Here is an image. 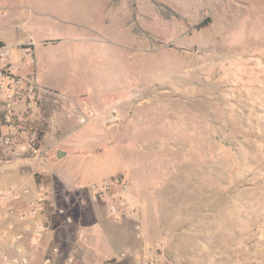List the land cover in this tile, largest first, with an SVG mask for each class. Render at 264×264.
Returning a JSON list of instances; mask_svg holds the SVG:
<instances>
[{
	"label": "rangeland",
	"instance_id": "1",
	"mask_svg": "<svg viewBox=\"0 0 264 264\" xmlns=\"http://www.w3.org/2000/svg\"><path fill=\"white\" fill-rule=\"evenodd\" d=\"M0 3L9 6L0 13V190L30 182L44 195L57 239L40 261L102 264L95 253L77 257L92 215L117 228L106 221L111 204L90 189L104 179L83 180L98 162L126 169L143 203L144 241L112 250L114 264H141L144 244L160 264H264V0ZM17 65L58 93H26L33 79L18 78ZM10 90L21 102L7 122ZM76 106H116L120 122L80 126Z\"/></svg>",
	"mask_w": 264,
	"mask_h": 264
},
{
	"label": "crops",
	"instance_id": "2",
	"mask_svg": "<svg viewBox=\"0 0 264 264\" xmlns=\"http://www.w3.org/2000/svg\"><path fill=\"white\" fill-rule=\"evenodd\" d=\"M9 6H3V4L0 3V13L4 14L3 11L4 9L6 10L9 9ZM3 39L0 38V42H2L3 45H5L2 41ZM4 47V46H3ZM1 48V47H0ZM22 51V50H21ZM18 59L22 61V57L19 56V53H14L11 56V62H18ZM35 62V60H34ZM9 65H11L12 63H8ZM12 66V65H11ZM13 67V66H12ZM30 68L28 67H24L22 65H17L15 66V71L17 72V76L21 75L23 77H18V78H25L26 74L28 72H30V79H33L36 86L43 89V90H50V91H54L57 92V89L53 86V85H49L47 83L42 82L39 79V83L38 80L36 79V73L29 71ZM58 93V92H57ZM77 94H82V93H77ZM76 94V95H77ZM138 94V92L136 93ZM84 96H87V94H82ZM68 96V95H66ZM75 96V95H74ZM130 100V99H129ZM126 100V101H129ZM121 103H124V101H122ZM119 104V102H118ZM58 152V151H56ZM84 178L83 180L86 182H94V181H98L101 179H105L108 177H111L115 174L118 173H125L128 176V182H129V186H130V191H129V206L131 208H133L136 212L134 214H132L131 216H128L126 218H124L122 221H115L112 218L109 217V215H107L106 221H109L110 223H113L114 225H117V228L115 229L114 232L110 233L108 230H105L103 228V220L99 221V223L101 224V227L98 226L99 223L96 219L95 215H92V219L91 221H89V223H87L85 221V225H84V243L79 244L80 245V256H77L79 259L81 258V254H82V258L89 257V258H93L94 257V253L97 254V257L100 258L101 263L102 264H111V260H114L112 263H117V259L115 258V256L112 254V250H114L116 247H118L120 244H122L124 246V249H126V251H133L135 249L138 248L139 246V242L144 241V235H145V229H144V225H143V221H144V212L142 210V200L140 198V196H138V193L136 192V190L134 189V187L132 186L131 180H130V175L128 173V171L126 169H124L122 166H118L117 169H113L110 171H107L102 164H99L98 162L92 163V164H86L84 166ZM75 174L78 173L77 170H74ZM11 181V180H9ZM8 181V182H9ZM18 185L9 182L7 185H3L4 187H9V188H13V187H21V188H27L29 190V195H27V197L25 198H32L35 195V189L31 186L30 182H18ZM21 204H14L12 206H10V208H8L9 210H11V213H7V217L4 219H1L0 221V264H12L11 260L15 257V255H17V252H20V254L24 255L27 257L29 264H44L43 262V258H39V255H43L44 254V250L45 248H49L50 244H54L56 243V239L54 236V230L50 228L48 231L46 232V234H44L41 239L39 240V245H40V249L39 250H35L32 243L33 240L30 239V236L28 234H26L23 230L24 225L19 223L16 219V213L18 212V210H20ZM5 211L1 210L0 211V215H2ZM54 213V210H53ZM98 219V218H97ZM45 221L43 218V215L40 216L39 218H37L36 220H34L33 222H43ZM31 222V223H33ZM12 223L14 225L13 230L9 231L8 234H4V229L6 228V226ZM104 232V234H100L99 236V240L97 239V242L95 241L96 237V233L99 232ZM19 232H23V239L17 243L16 245L12 244V236L15 233H19ZM139 232V234H138ZM75 239H72L71 243H74ZM145 243V242H144ZM138 244V246H137ZM56 248V247H54ZM98 249V251H97ZM4 252V253H3ZM53 256H57V254H54L52 252ZM124 253H122V257ZM68 258V257H67ZM95 259V258H94ZM55 260L52 259L51 262ZM67 260V259H66ZM65 260V261H66ZM83 261V260H82ZM95 262V261H94ZM51 264V263H50ZM96 264V263H95Z\"/></svg>",
	"mask_w": 264,
	"mask_h": 264
},
{
	"label": "built area",
	"instance_id": "3",
	"mask_svg": "<svg viewBox=\"0 0 264 264\" xmlns=\"http://www.w3.org/2000/svg\"><path fill=\"white\" fill-rule=\"evenodd\" d=\"M20 80L15 82V88L21 85ZM36 89V84L34 80L30 81L27 86H25V92L31 94ZM9 90V89H8ZM18 92L15 90H10L6 93L4 112L6 121L9 122L11 118V111L15 109L21 101L16 98ZM77 122L80 126H88L101 121L105 125L114 126L120 122L119 111L116 106L108 108L103 113H98L91 107L76 106ZM13 129L9 128V133H12ZM9 137L5 138L8 142ZM25 148H23V151ZM26 151V150H25ZM35 151V149L33 150ZM106 179V180H105ZM100 184L93 183L90 186L91 191L95 196L102 199L104 202H109L110 205V217L115 221H122L124 218L131 216L136 211L129 206V191L130 186L128 182V176L125 173H118L111 177L105 178ZM29 195V190L27 188L13 187L10 189L0 190V211L5 212L0 215L1 219L7 217V213H11L10 206L14 204H21L20 210L16 213V219L19 223L23 224V230L26 234L30 236L33 240V247L35 250L40 249L39 240L46 234L49 229V225L43 222H33L40 216H42L44 207V195L42 193H36L34 199L25 198ZM33 222V223H31ZM14 225L9 223L4 229V234H8L9 231L13 230ZM23 232L15 233L12 236V244L16 245L23 239ZM84 238L83 232L79 233L78 239L82 241ZM52 252L56 254L58 252L57 248H53ZM44 264H50L51 259L46 257L43 260ZM12 264H29L26 256L17 252V255L11 260ZM73 257L69 256L64 264H72ZM141 264H160L161 257L156 248H152L149 244H144L141 254Z\"/></svg>",
	"mask_w": 264,
	"mask_h": 264
},
{
	"label": "trees",
	"instance_id": "4",
	"mask_svg": "<svg viewBox=\"0 0 264 264\" xmlns=\"http://www.w3.org/2000/svg\"><path fill=\"white\" fill-rule=\"evenodd\" d=\"M210 22V20H209V18H206L203 22H201V23H199L198 25H197V28L198 29H200V28H202V27H205L208 23ZM4 45L2 44V42H0V47H3ZM234 193H232V195L231 194H226V199H225V201H226V203H229V205H231L232 207H234V202L235 201H237V199H236V196H234L233 195ZM156 201V200H155ZM232 203H231V202ZM251 209H252V206L250 207ZM237 209V206L235 205V210ZM264 209V208H263ZM247 215V216H250V214H251V211H250V209H248V211L247 212H238V216L240 217L241 215ZM236 217H237V211H236ZM235 218V217H234ZM235 221H236V218L234 219ZM215 229H217V227H215ZM232 232V231H231ZM114 260H111V261H109V262H113Z\"/></svg>",
	"mask_w": 264,
	"mask_h": 264
},
{
	"label": "water",
	"instance_id": "5",
	"mask_svg": "<svg viewBox=\"0 0 264 264\" xmlns=\"http://www.w3.org/2000/svg\"><path fill=\"white\" fill-rule=\"evenodd\" d=\"M63 155H65L64 152H60V151L57 152V158H60V157L63 156Z\"/></svg>",
	"mask_w": 264,
	"mask_h": 264
}]
</instances>
